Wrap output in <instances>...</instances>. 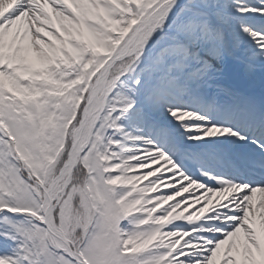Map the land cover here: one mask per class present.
<instances>
[{
	"label": "snow or ice",
	"instance_id": "obj_1",
	"mask_svg": "<svg viewBox=\"0 0 264 264\" xmlns=\"http://www.w3.org/2000/svg\"><path fill=\"white\" fill-rule=\"evenodd\" d=\"M0 264H264V0H0Z\"/></svg>",
	"mask_w": 264,
	"mask_h": 264
},
{
	"label": "bare ground",
	"instance_id": "obj_2",
	"mask_svg": "<svg viewBox=\"0 0 264 264\" xmlns=\"http://www.w3.org/2000/svg\"><path fill=\"white\" fill-rule=\"evenodd\" d=\"M198 205H193V208H190L189 211H192L195 207H197Z\"/></svg>",
	"mask_w": 264,
	"mask_h": 264
},
{
	"label": "rangeland",
	"instance_id": "obj_3",
	"mask_svg": "<svg viewBox=\"0 0 264 264\" xmlns=\"http://www.w3.org/2000/svg\"><path fill=\"white\" fill-rule=\"evenodd\" d=\"M166 206V205H165ZM198 207V206H197Z\"/></svg>",
	"mask_w": 264,
	"mask_h": 264
}]
</instances>
